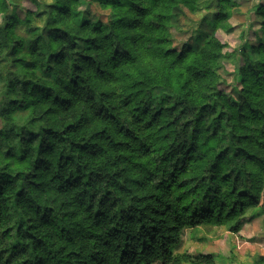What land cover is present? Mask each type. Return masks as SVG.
<instances>
[{"label": "trees", "instance_id": "trees-1", "mask_svg": "<svg viewBox=\"0 0 264 264\" xmlns=\"http://www.w3.org/2000/svg\"><path fill=\"white\" fill-rule=\"evenodd\" d=\"M29 1L0 0V264H216L185 228H264L263 4L232 93L237 49L169 38L212 0Z\"/></svg>", "mask_w": 264, "mask_h": 264}, {"label": "rangeland", "instance_id": "rangeland-1", "mask_svg": "<svg viewBox=\"0 0 264 264\" xmlns=\"http://www.w3.org/2000/svg\"><path fill=\"white\" fill-rule=\"evenodd\" d=\"M20 1L31 9L35 8L29 0H7L12 5H17ZM77 1L80 9H89L92 13L100 14L102 17L111 13L110 9L101 8L96 2ZM216 2L217 0H212L210 6H203L194 12L185 6L177 7L174 17L175 24L169 29V38L177 49L184 43L200 42L207 37L218 39L226 50L237 49L235 60L222 58L215 70L220 76L222 88L233 93L240 81L238 67L246 60L244 51L250 55L253 54L251 46L256 42L255 31L262 21L261 15L256 14L253 7L257 3L264 5V0H228V17L222 21L219 19L216 26H213L207 21L210 18H217L216 14L213 16L218 9ZM24 14L23 10L19 11V15L23 18ZM1 17L0 13V20ZM33 20V17H29L25 22ZM244 40L247 45H242ZM177 250L192 256L213 254L216 264H264L262 216L251 218L246 213L236 232L224 224L187 227L182 233Z\"/></svg>", "mask_w": 264, "mask_h": 264}]
</instances>
